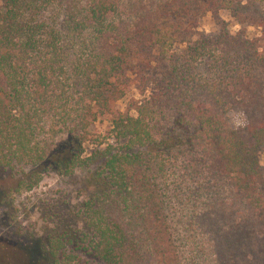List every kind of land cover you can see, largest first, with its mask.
Instances as JSON below:
<instances>
[{
  "label": "trees",
  "instance_id": "1",
  "mask_svg": "<svg viewBox=\"0 0 264 264\" xmlns=\"http://www.w3.org/2000/svg\"><path fill=\"white\" fill-rule=\"evenodd\" d=\"M263 156L264 0H0V216L39 213L35 264H264Z\"/></svg>",
  "mask_w": 264,
  "mask_h": 264
},
{
  "label": "rangeland",
  "instance_id": "2",
  "mask_svg": "<svg viewBox=\"0 0 264 264\" xmlns=\"http://www.w3.org/2000/svg\"><path fill=\"white\" fill-rule=\"evenodd\" d=\"M221 16L228 22L230 31L232 33L236 32L241 28L237 22L225 13ZM214 28V24L209 13L202 14L199 19V31L209 32ZM247 32L249 36H253L254 29L248 28ZM134 91H130L129 97L134 96ZM135 98L139 97L135 95ZM127 99H123L116 104V109L123 111L125 108V103ZM229 125L236 129L245 125V120L239 111H232L228 115ZM110 123L107 120L99 119L94 125L90 127L91 139L99 140L101 137H105L110 131ZM97 138V139H96ZM89 140V142H90ZM86 143L84 145V156H88L89 153L95 149L93 144ZM100 161H96L90 164L87 168L77 171V173L70 178L62 177H49L46 178L43 183H41V189L38 194L34 197L35 199H44L46 197H53L57 194V190H61V195H66L71 204L82 201L86 198L94 188V184L87 180L89 176V171L95 169ZM260 165L262 171H264V156L260 159ZM53 191V192H52ZM20 218H25L24 228L27 230L33 228V235L30 240L21 239L15 234V230H12L10 235L4 232V229L9 230L2 222V217L0 216V255L3 257L4 261L8 264H35L39 260V256L35 251L40 244V237L42 236L41 228L44 226L43 221L39 217V213L34 210L28 217L22 216ZM3 223V224H2ZM4 255V256H3Z\"/></svg>",
  "mask_w": 264,
  "mask_h": 264
}]
</instances>
